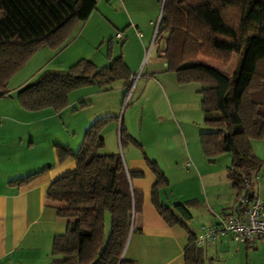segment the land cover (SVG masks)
Segmentation results:
<instances>
[{
    "label": "trees",
    "instance_id": "1",
    "mask_svg": "<svg viewBox=\"0 0 264 264\" xmlns=\"http://www.w3.org/2000/svg\"><path fill=\"white\" fill-rule=\"evenodd\" d=\"M157 2L162 8L155 40L163 41L158 54L178 84L201 86L197 95L203 124L213 131L199 134L200 148L208 159L230 155L226 179L237 200L262 167L251 141L264 137V0ZM95 8L94 0H0V98L7 97L9 79L34 53L61 48ZM231 55L239 58L231 75L204 61L226 62ZM131 80L120 57L101 69L82 59L64 73H42L17 91L16 101L27 112L59 113L68 107L72 92H105L116 81L127 89ZM113 120L117 122L114 117L92 122L76 152L54 145L57 162L71 160L75 168L46 192V206L69 219L64 233L52 240L48 264H133L123 252L140 214L142 195L131 189L130 181L143 174L127 173L118 154H100L102 130ZM125 140L135 142L120 126V146ZM145 161L155 179L151 198L157 214L168 226L183 227L158 199L169 186L167 179L155 163ZM44 171L11 184H28ZM174 210L190 219L185 204H176ZM183 259L184 264H205L203 248L195 245L190 232Z\"/></svg>",
    "mask_w": 264,
    "mask_h": 264
},
{
    "label": "crops",
    "instance_id": "2",
    "mask_svg": "<svg viewBox=\"0 0 264 264\" xmlns=\"http://www.w3.org/2000/svg\"><path fill=\"white\" fill-rule=\"evenodd\" d=\"M114 5L118 6L117 10ZM160 16L161 5L157 0H110V4L103 7L102 11L96 3L89 18L74 30L73 33L80 27L76 38L73 41L69 38L61 48L52 53L55 58L65 56L64 64L68 67L84 59L91 61L95 67H98V63H105L102 68H106L113 59L120 57L132 78L142 58L143 44L156 42ZM117 34L121 35V40L115 38ZM138 34L142 36V43L137 40ZM108 38L107 61L96 62L93 56L83 58L92 45L101 44ZM113 41H122L117 52H114ZM82 44L86 52L80 50ZM130 46L135 49L134 54L139 55L136 65L128 53ZM158 53L156 51L148 58L144 70L140 72L135 86V89L139 87L134 107L138 108L142 99L148 98L146 109L149 114L156 115L157 126L154 124L146 128L141 120L138 135L145 128L148 133L146 138H142L126 125V133L135 142L125 140L119 153L127 173L143 174L142 179L130 181L131 189L141 193L142 204L140 214L134 220V230L129 235L123 258L133 264H184L183 249L187 242V232L196 236L202 227L214 226L219 220L225 219L235 209L236 192L224 173L222 184L225 191L216 196V203L208 195L205 183L208 182L211 167L206 165L202 152L198 151L199 135L182 132V128L188 124L196 123V120H192V114L200 108L197 95L199 88L192 84H178L175 76L166 71L165 61ZM46 72L66 71L56 69ZM27 84L29 82L14 91L17 93ZM116 90L122 91L121 87ZM105 92L96 90L86 96H100V112L97 115L95 113L93 118L84 119L77 130L72 127L71 122L63 121L62 131L66 137L57 139L44 124L54 121L56 116L62 121L68 107L59 113H50V110L27 112L18 105L8 106L5 101L0 105V264L49 263L52 240L64 233L69 219L57 216L55 209L46 206V192L53 181L75 168L74 161L57 162L54 145L66 146L76 152L84 132L92 122L113 117L110 114L112 102L105 97ZM152 100H158L159 103ZM134 109L132 115L135 113ZM68 116L70 117L65 116L66 119ZM200 116L202 118V114ZM170 128L175 135L173 141L166 135ZM118 131V122L105 126L101 133L104 145L100 154L117 155L116 149L107 148V138H114ZM146 159L155 163L167 179L169 186L159 192L158 199L183 227H170L157 214L151 198L155 179L147 168ZM43 170V174L28 184H11ZM256 177L257 181L252 184L250 193L264 201V163ZM176 204H185L190 215L188 221L175 212ZM203 251L205 264H264V242L261 240L240 244L227 236L219 238L214 245L203 248Z\"/></svg>",
    "mask_w": 264,
    "mask_h": 264
},
{
    "label": "rangeland",
    "instance_id": "3",
    "mask_svg": "<svg viewBox=\"0 0 264 264\" xmlns=\"http://www.w3.org/2000/svg\"><path fill=\"white\" fill-rule=\"evenodd\" d=\"M96 3L99 4V8L102 11V8L105 7L106 5L110 4V0H94ZM114 8L117 10L118 6L114 5ZM95 26H93L94 28ZM92 28V29H93ZM80 27L76 30L75 33L70 37V41H73L76 38V35L79 31ZM137 36V35H136ZM141 37L137 36V40L139 42H143L141 40ZM108 39H104L103 43H97L96 45H92L91 49H88L87 52L82 44L80 50L83 52H86L84 54L85 57L83 58H90L93 56L95 58L96 62L100 61H107L106 60V49H107V41ZM69 40V39H68ZM122 41H113L114 44V52L118 51ZM80 43V42H79ZM138 47V46H137ZM79 48H73L75 50ZM163 48V41L157 39L155 43H151L150 45L143 44L142 48V54H141V61L138 65L137 71L134 73V76L131 78V82L129 83V87L127 89L124 88L123 82L121 81H116L114 82L108 90L105 92L107 93L105 97H108L110 101L112 102V109H111V116L114 118H117L118 122V127L120 129V126H130L134 133L137 136H141L142 138H146L148 133H147V127L154 125L157 126V118L156 115L149 114L147 109H146V102L148 101V98L144 97L142 99V103L138 108H135V101H136V96H137V89L138 87L135 86L138 82L140 72L144 70L145 65L147 64V60L150 56H153L156 51H160ZM72 49V50H73ZM71 50V51H72ZM70 52V51H69ZM128 53L130 56L133 58V64L136 65L138 63V56L135 55V49L130 46ZM55 54L52 53L51 50L49 49H41L37 51L36 53L33 54L32 57H30L25 64L17 71L14 73V75L9 79L7 83V90H8V97L5 98H0V105H2L5 101L8 106L11 105H18L16 101V88L19 86H22L23 84L27 82H35L38 80L39 76L46 72V71H51V70H68V66L64 64L65 62V56H59L55 58ZM67 61V60H66ZM207 64L217 68L218 70L231 75L232 72L235 70L236 65L238 64L239 58L235 55H231L230 58L226 61H212V60H204ZM98 69L102 68L105 66V63H98ZM61 72V71H60ZM201 89V86L199 84H192ZM117 87H121V92L117 91ZM96 91L95 88H88L87 89H81L77 90L75 92H72L69 97L68 101L70 102L68 105V110L66 115H70L68 119L64 116L63 120L56 116L54 121L52 122H46L44 125L47 126L48 131L52 134V136L57 139L62 137H66L65 133L62 131L64 128H62V122H71L72 127L76 128V130L79 128V124L84 120L89 118H93V116L98 114L97 112H100V101L98 99V96H93L91 98L86 97L90 92ZM5 99V100H4ZM153 102L155 101L156 103H159L158 100H152ZM198 102L200 105V98L198 97ZM83 105V106H81ZM18 107V106H16ZM67 109V108H66ZM134 109L135 113L132 115V110ZM162 112V110H161ZM50 113H55L50 110ZM71 113V114H69ZM74 115H73V114ZM75 113H77L75 115ZM143 114V116H142ZM202 114V112H201ZM200 114V108L197 109L195 114H192V120H196V123L193 125L188 124L187 127L182 128V132L184 134H195L197 133L198 135L200 133H208L212 132L213 129L209 127H205L203 124V117L201 118ZM187 118V117H186ZM143 121V125L145 128L142 133L138 135V130L140 128V121ZM114 122V120H113ZM111 122V123H113ZM39 129H41V125L39 126ZM166 135L173 141L174 139V131L170 128L168 129ZM51 137V136H50ZM49 137V140H50ZM199 137V136H198ZM199 143V139H198ZM107 148H112L113 150L116 149V153L119 155L121 146L119 142V131L117 133V136L114 138H107ZM174 148L175 151L177 152V148L175 147L174 143ZM199 152L201 151L200 144L198 148ZM251 149L252 153L260 159L262 163H264V137L261 139L253 140L251 141ZM202 152V151H201ZM204 156V155H203ZM204 159L206 161V165L208 167H211V169L208 171L210 173L208 177V182L205 183V186L207 187V193L209 196L214 198L212 200L213 203L215 202L216 196L217 195H222V193L225 191V187L222 184V181L224 180V173L227 174L228 168H230L231 164V157L229 154H223L218 157H214L211 159H208L204 156ZM207 171V170H206ZM226 176V175H225ZM226 183V182H225ZM254 185V180L253 183ZM225 194V193H224ZM181 217V216H180ZM182 218V217H181ZM183 219V218H182Z\"/></svg>",
    "mask_w": 264,
    "mask_h": 264
},
{
    "label": "built area",
    "instance_id": "4",
    "mask_svg": "<svg viewBox=\"0 0 264 264\" xmlns=\"http://www.w3.org/2000/svg\"><path fill=\"white\" fill-rule=\"evenodd\" d=\"M115 38L122 39L120 34ZM188 166L189 164L186 165ZM254 181H257V177ZM251 188V184H245V191L237 198L235 209L225 219L219 220L214 226L200 229L195 236L197 247H210L219 238L227 236L240 244H250L257 240L264 242V201L251 194Z\"/></svg>",
    "mask_w": 264,
    "mask_h": 264
},
{
    "label": "water",
    "instance_id": "5",
    "mask_svg": "<svg viewBox=\"0 0 264 264\" xmlns=\"http://www.w3.org/2000/svg\"><path fill=\"white\" fill-rule=\"evenodd\" d=\"M161 8H162V6H161Z\"/></svg>",
    "mask_w": 264,
    "mask_h": 264
}]
</instances>
